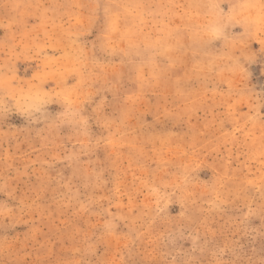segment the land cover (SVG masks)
Wrapping results in <instances>:
<instances>
[{"label":"rangeland","instance_id":"obj_1","mask_svg":"<svg viewBox=\"0 0 264 264\" xmlns=\"http://www.w3.org/2000/svg\"><path fill=\"white\" fill-rule=\"evenodd\" d=\"M0 264H264V0H0Z\"/></svg>","mask_w":264,"mask_h":264}]
</instances>
